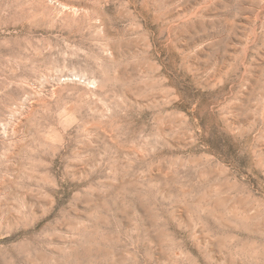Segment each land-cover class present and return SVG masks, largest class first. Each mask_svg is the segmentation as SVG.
I'll list each match as a JSON object with an SVG mask.
<instances>
[{
	"label": "rangeland",
	"instance_id": "374dc122",
	"mask_svg": "<svg viewBox=\"0 0 264 264\" xmlns=\"http://www.w3.org/2000/svg\"><path fill=\"white\" fill-rule=\"evenodd\" d=\"M0 264H264V0H0Z\"/></svg>",
	"mask_w": 264,
	"mask_h": 264
}]
</instances>
